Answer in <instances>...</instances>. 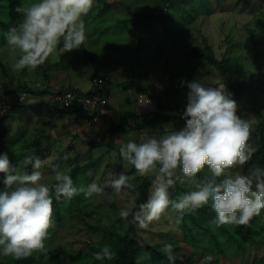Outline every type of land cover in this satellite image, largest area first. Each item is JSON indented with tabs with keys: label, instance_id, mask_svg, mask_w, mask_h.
<instances>
[{
	"label": "rangeland",
	"instance_id": "rangeland-1",
	"mask_svg": "<svg viewBox=\"0 0 264 264\" xmlns=\"http://www.w3.org/2000/svg\"><path fill=\"white\" fill-rule=\"evenodd\" d=\"M106 1L113 2L112 10L119 14H111L102 20L97 14ZM169 1L186 29L185 34L178 40H171L179 32L177 26L171 32H158L160 36L141 40L144 47L140 48V29L132 20L135 19L136 13L149 14L150 18L159 6L166 2L168 4V1L161 0L157 3L154 0H99L85 17L87 48L74 49L50 58L33 71L11 70L10 64L14 61L15 54L9 51L0 30V60L6 65V72L0 65V99H6L10 107L9 110H3V107L0 109V117H4L0 124V134L9 139H16L13 151L17 163H22L24 155L35 153L33 148L25 145L42 136V143H49V150L41 158L46 161L41 171L47 179H52L53 170L49 165L56 164V159L66 150V155L73 159L64 160L60 166L70 169L76 162H89L87 173L90 183H101L109 173L126 171L136 184L137 181L133 179L138 176L136 170L129 174L132 166L120 165L117 147L119 138L124 134L121 138L123 140H139L145 133L159 136L174 129L176 122L182 123L184 120L181 113L187 103L188 89L181 81L198 78L210 85L218 81L223 82L217 70L205 58L192 51L193 47L205 51L203 35L208 38L218 57H241L245 67L253 72V85L239 94L237 112L252 122L250 141L256 148L260 145V135L264 130V28L256 27L253 21L256 17L264 21V0H250L247 3L242 0H183L181 3ZM128 5L133 11L132 14ZM4 15L6 10L0 7V16ZM124 15L128 16V21H119L118 17ZM155 21L154 17L152 23L155 24ZM246 24L255 28V37L259 41L260 68L256 66L255 43L245 27ZM88 52L93 53L91 57ZM100 76L110 81L109 87L104 89L108 104L110 100L108 106H114L120 111L115 112L118 116H113L115 122L124 119L131 124L140 123L146 121L152 111L158 115L157 119L145 124L141 130L110 131L108 127L112 120L106 115L95 125L76 122L73 113L59 111L49 104L50 92L43 95L26 92L24 95L23 87L26 83L33 90L48 88L49 91L55 92L71 86L86 91L93 87L96 80L100 82ZM105 80L101 85H107ZM132 81L147 88L149 92L144 91L147 93L145 97L151 94L153 99L148 97L149 102H139L137 86L123 89L122 83ZM156 96L160 97L163 103L160 108L154 100ZM14 100L18 103H14ZM40 103L43 106L36 108ZM138 111L141 115H137ZM164 115H171V118H165ZM82 132L84 136L81 135ZM79 134L82 138L78 137ZM92 138L93 141H100L105 145L102 148H92L90 153L89 147L92 144L88 140ZM70 144L72 146H69ZM183 185L189 188L186 183ZM105 191L108 193L111 189ZM76 197L80 203L75 205L74 210H66L61 224L55 221V227L50 229L46 249L64 245L67 249L76 251L84 241L102 242V233L89 226L101 222L100 218L107 214L110 203L104 194L85 198L80 193ZM84 199V202L89 204L82 212L77 209H80ZM113 201L119 206L123 203L120 200ZM262 220L264 226V216ZM139 233L148 243L177 238V251L180 254L189 255L193 252L192 245L184 241V231L179 221L177 222L175 213H166L148 228H139ZM247 254L254 258V246L248 249ZM194 257L198 262H202L198 254ZM234 260L235 264H253L251 261L241 262L240 258ZM222 264H229L228 259L225 258Z\"/></svg>",
	"mask_w": 264,
	"mask_h": 264
},
{
	"label": "clouds",
	"instance_id": "clouds-1",
	"mask_svg": "<svg viewBox=\"0 0 264 264\" xmlns=\"http://www.w3.org/2000/svg\"><path fill=\"white\" fill-rule=\"evenodd\" d=\"M98 3L27 0L17 5L15 11L21 18L3 33L6 46L15 54L11 70L33 71L50 58L87 48L85 17ZM181 84L188 89L182 127L159 136L145 133L139 140L121 139L125 134L119 138L121 160L140 177L150 179L143 202H137L139 192L126 171L109 173L101 183L78 187L70 169L58 164L49 165L52 179H47L41 171L46 161L34 152L17 164L8 152H0V257L20 260L37 251L46 254V240L55 227L53 200H70L80 193L85 198L104 194L109 203L123 201L112 219L118 216L141 229L166 213H175L178 222L186 213L206 206L214 211L217 226L247 225L259 216L264 210V167L253 164L242 170L257 151L250 141L252 122L238 114L237 101L225 83L210 85L194 78ZM50 95L52 100L54 95ZM185 183L189 190L173 198L171 191ZM106 189L111 191L106 193ZM160 252L174 264L171 243H163ZM93 255L98 261L114 258L107 245ZM206 259L210 261L211 255Z\"/></svg>",
	"mask_w": 264,
	"mask_h": 264
},
{
	"label": "trees",
	"instance_id": "trees-1",
	"mask_svg": "<svg viewBox=\"0 0 264 264\" xmlns=\"http://www.w3.org/2000/svg\"><path fill=\"white\" fill-rule=\"evenodd\" d=\"M154 1H157L158 3L161 0ZM166 1H168V4L166 2L162 6H159L156 13L151 14L150 18H148L149 14L143 15L141 13H136L135 19L132 18L134 25H136V27L140 29V43L141 40L147 37L154 38L160 36L159 34H157L158 32H171L172 29L176 28L177 26L179 27V32L178 34L174 35L171 40L176 41L185 34L186 29L184 22L180 19L177 12H175L172 8L171 1ZM175 1L179 3L183 2V0ZM217 1L220 2L224 0ZM242 1L247 3L250 0ZM26 2L27 0H0V7L6 10V15L0 16L1 32H6L9 26L16 24L20 20L21 16L15 11V8L17 5H23ZM113 5V2L106 1L105 5L97 14V17H100L102 20H104L111 14H119L113 12ZM128 10L132 14L133 11L130 9L129 5ZM124 16L118 17V20L127 22L129 18L128 16ZM154 17L156 18L155 24L152 23V19ZM142 19L143 21H141ZM253 22L255 23L256 27L264 28V21H262V19L256 17ZM245 27L250 32L252 40L255 43L256 66L257 68H260V52L258 49L259 41L255 37V28L251 27L250 24H246ZM154 32L155 34H153ZM203 41H205L206 43L205 51H200L197 47H193L192 51L200 55V57L205 58L209 62V64L217 70L223 82L227 85L228 90L232 93L233 99L237 101L239 99V94L247 89H250V87L253 85V72L245 67L244 61L241 57L224 56L220 58L217 56L214 48L209 43L208 38L204 35ZM143 47L144 45H142L141 43L140 48ZM88 54L91 57L93 53L88 52ZM0 65L6 72V65H4L1 60ZM104 80V77L100 78L99 83V80H96L97 82L94 83L93 87L86 91L80 90L78 88H72L71 86L59 89V91L55 92L49 91L48 88L33 90V88L27 83L24 85L23 89L24 94L28 92L43 95L50 92L51 94L56 95L57 93H61L66 90H72L76 94L82 96L107 98L104 95V89L109 87L108 82L110 81L105 80L107 82V85H101ZM130 86H137L139 93L147 96V93L144 91L148 90L147 88L143 87L141 83H137L134 81L122 83L123 89H128L130 88ZM7 92L9 94V91ZM110 94L111 93H109V95ZM148 97L153 99V96L151 94H149ZM52 100L50 99L49 103L51 106L57 108V110L59 111L73 113V115H75L74 119L76 120V122L89 123L86 120L87 118H91L97 114L99 115L100 120L103 115H106L112 120L111 124L108 127L110 131H117L120 129L141 130L145 124L153 122L158 117V115L152 111L148 119L140 123L131 124L124 119H121L120 122H115L113 118L104 111L108 103L106 104V106L104 105L102 108L90 112L89 110H86L80 106L75 110H70L60 102ZM154 100L156 101V104L159 108L162 107L163 103L161 102L160 97L156 96V99ZM0 101H2L3 103V110H9L10 107L7 105L6 99H0ZM13 102L18 103L17 100H14ZM20 102L21 101H19V103ZM41 104L42 103L35 107L38 108V106H43ZM137 115H141V112L138 111ZM174 116L176 117V115ZM164 117L171 118V115H164ZM3 119L4 117L1 116L0 124ZM96 123L89 124L95 125ZM183 125L184 121L182 123L176 122L174 128H180ZM258 132H256V134ZM81 135L84 136V132H82ZM81 135L79 134L78 137L82 138ZM260 136V145H258L257 151L253 153L252 159L244 165L242 169L243 171H247L249 165L253 164L264 167V130ZM49 140L50 139H48V141ZM15 141L16 139H9L0 134V152H8L10 160H12L14 164H17V158L13 151V145ZM42 141V136H40L34 139L32 143H28L25 146L33 148L35 154L39 155L42 158L49 150V143L44 145ZM88 142L92 144L91 147H89L90 153H92V148H102L105 145L100 141H93V138L89 139ZM69 146L72 145L70 144ZM66 152L67 151L65 150L60 154V156L55 161L56 164L61 165L64 160L71 161L73 159V157L67 156ZM65 155L67 156V159L64 158ZM119 159L121 167L128 165L126 161L121 160V158ZM89 166V162H76L70 167V174L73 178L74 183L78 187H86L90 183V177L87 173ZM30 170L31 168L29 166V171ZM134 171L135 169L132 167L129 170V174H133ZM199 175L202 174H198V176ZM133 179L137 181V183L135 184L136 191L139 192L137 202H143L147 199L149 194L150 179L148 177H140L139 175L135 176ZM2 187L3 185L0 184V188ZM188 190L189 188H187L183 184H177L175 189L171 191V196L175 198L180 193ZM76 196H74L70 200H66L63 198L60 201H56L55 199L53 200V215L56 222L61 224L65 211L74 210L75 205L80 203L78 201L79 199ZM84 201L85 199L82 200L81 207L77 210L82 212L85 211L84 208L88 206L89 203L87 201ZM118 206L119 205L112 201L110 203V208L107 214H103L104 216L100 218L101 222L104 218H108L110 220V223L105 224L103 222H100L99 224L94 223L89 226L91 229L97 230L98 232L102 233V242H96L93 240L84 241L80 244L76 251L69 250L64 245H59L55 248L47 249L46 254L37 251L34 252L31 256L22 258L20 260H15L10 256L0 257V264H169L167 257L160 252V247L163 243H171L174 246V264H222L225 258L228 259L229 264H235L234 259L236 258H240L241 262L248 263L251 261L253 262V264H264V226L262 223L264 210L261 211V214L259 216H254L249 224L238 226H217L213 222L215 213L210 206H206L195 212L186 213L179 219V225L184 231V241L192 245L193 252L189 255H182L179 251H177L176 243H178L179 241L177 238H173L163 242L148 243L145 242L141 237L139 233V227L136 224L127 223L121 220L118 216L115 219H112V217L115 216ZM105 245L110 247L111 251L114 254V258L111 260H96L93 253L99 251ZM252 246H254L256 251V255L254 256V258H251L247 254L248 249ZM195 254H198V256L201 258V263L195 259ZM209 255H211L212 257L210 261L206 259V257H208Z\"/></svg>",
	"mask_w": 264,
	"mask_h": 264
},
{
	"label": "built area",
	"instance_id": "built-area-1",
	"mask_svg": "<svg viewBox=\"0 0 264 264\" xmlns=\"http://www.w3.org/2000/svg\"><path fill=\"white\" fill-rule=\"evenodd\" d=\"M70 94V95H69ZM25 95V94H24ZM53 100L56 102H60L68 109L75 110L77 107H82L90 112H93L99 108H102L104 105L108 103L107 98H99V97H90V96H82L76 94L72 90H66L61 93H57L53 96ZM139 102H149L148 97H145L144 94H139L138 97ZM2 101H0V109L2 108ZM89 123H96L99 120V115H94L91 118L86 119Z\"/></svg>",
	"mask_w": 264,
	"mask_h": 264
},
{
	"label": "crops",
	"instance_id": "crops-1",
	"mask_svg": "<svg viewBox=\"0 0 264 264\" xmlns=\"http://www.w3.org/2000/svg\"><path fill=\"white\" fill-rule=\"evenodd\" d=\"M109 104H110V100H109ZM109 104H107V106H106V109L104 110L109 116H111L112 118H113V116H114V118H115V116H118L119 114L117 113H115V112H120L119 111V109L118 108H116V107H114V106H112L111 107V105L110 106H108ZM98 121H100V120H98ZM95 130H97V129H95ZM97 132H100L99 130H97Z\"/></svg>",
	"mask_w": 264,
	"mask_h": 264
}]
</instances>
